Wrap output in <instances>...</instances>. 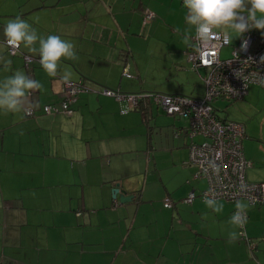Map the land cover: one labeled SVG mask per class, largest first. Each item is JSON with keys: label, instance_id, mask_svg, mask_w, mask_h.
Segmentation results:
<instances>
[{"label": "crops", "instance_id": "1", "mask_svg": "<svg viewBox=\"0 0 264 264\" xmlns=\"http://www.w3.org/2000/svg\"><path fill=\"white\" fill-rule=\"evenodd\" d=\"M147 9L156 16L146 20ZM185 15L183 0H0V57L12 61L7 71L0 64V80L22 70L44 85L31 95L34 114L0 112V264H84L88 257L87 264H264V204L241 199L249 204L246 233L257 244L251 251L240 228L229 223L236 202L218 199L224 204L218 214L199 196L208 183L195 177L189 161L188 120L150 98L123 112V102L100 91L204 96L206 69L188 60ZM17 16L38 35H59L75 45L78 59L62 58L61 71L92 89L79 93L72 114L44 111L45 104H60L64 81L47 75L39 53L23 45L9 51L3 29ZM240 38L233 34L222 57ZM232 102V114H222ZM215 106L220 117L245 124L244 151L253 162L247 178L264 181V86L252 83L244 98L217 99ZM164 150L172 178L158 184L128 172L140 154L157 168ZM191 191L197 196L184 201ZM123 194L133 197L122 202ZM166 197L172 207L165 206ZM78 200L83 216L70 206ZM48 201H67L71 210L55 205L50 215L39 203ZM106 207L112 218L103 225L89 211L96 215ZM232 231L239 235L229 242Z\"/></svg>", "mask_w": 264, "mask_h": 264}, {"label": "built area", "instance_id": "2", "mask_svg": "<svg viewBox=\"0 0 264 264\" xmlns=\"http://www.w3.org/2000/svg\"><path fill=\"white\" fill-rule=\"evenodd\" d=\"M156 16L153 10L145 11V19ZM247 41V47H243ZM225 46L215 39L205 46L193 39L191 47L187 50V57L194 69H206L204 81L206 92L202 97L182 93L163 92H123L119 89L102 87L101 92L113 96L123 102L122 111L140 105L150 98L169 114L178 115L188 120L186 128L190 141L189 161L196 166L195 177L207 180V186L202 189L199 196L215 195V198L229 202L246 199L250 204H264V181H252L247 178L246 170L253 162L244 151L245 124L232 119L219 116L215 101L217 99L236 100L244 98L249 92L252 83L264 86V34L258 35L254 31L246 32L235 45L229 56L222 57L221 49ZM9 47V46H8ZM12 54L18 49L9 47ZM27 63L32 57L26 56ZM125 74L130 73L125 70ZM92 88L82 82H64V97L60 104H45L46 113L64 112L72 114V102L79 93ZM34 114L31 107L27 113ZM215 161L220 167L218 174L214 173L208 164ZM208 168L205 172L204 169ZM197 196L191 191L184 199L191 202ZM165 206L172 207L174 202L166 197ZM236 208L233 210L235 213ZM246 221L248 212L246 211ZM246 224V223H245ZM240 236L245 239L248 248L256 249V241L251 239L245 230L240 228Z\"/></svg>", "mask_w": 264, "mask_h": 264}, {"label": "clouds", "instance_id": "3", "mask_svg": "<svg viewBox=\"0 0 264 264\" xmlns=\"http://www.w3.org/2000/svg\"><path fill=\"white\" fill-rule=\"evenodd\" d=\"M186 9L185 21L188 27L184 30L186 43L195 39L207 46L212 40L221 41L224 45L233 43V34L236 38L242 37L252 29L264 31V0H183ZM179 31V29H177ZM194 33V35H193ZM6 44L12 49H19L22 45L31 53H39V63L50 77L60 78L70 83L72 73L63 68L62 58L65 60L78 59L75 45L61 38L59 35H48L47 38L38 35L37 30L26 20L17 16L10 20L3 29ZM39 44V47L35 45ZM243 47H247V41ZM12 61L0 57V64L7 71ZM264 63V57L261 58ZM44 85L22 70L0 80V112L28 113L33 106L31 95L35 91H42ZM214 173L220 171L215 161L208 164ZM208 168L204 171L207 172ZM204 204L214 211L221 213L224 204L215 198V195L205 196ZM249 204L244 200H237L236 211L230 217L229 223L234 228H243L246 223V210ZM238 233L228 234L229 242L238 238Z\"/></svg>", "mask_w": 264, "mask_h": 264}, {"label": "rangeland", "instance_id": "4", "mask_svg": "<svg viewBox=\"0 0 264 264\" xmlns=\"http://www.w3.org/2000/svg\"><path fill=\"white\" fill-rule=\"evenodd\" d=\"M89 1V0H87ZM223 100V99H220ZM236 102V101H235ZM235 102L230 103L228 106H224L222 108H224L225 112H221L222 114H225L227 111L230 113V115L232 114L233 111V106L235 104ZM154 134L158 133L157 129H155V127L153 126L152 130H151ZM172 136V134L170 135ZM156 139H154L155 141ZM165 141V140H164ZM166 145L164 144V147ZM142 159L135 161L132 165H130L128 168V172H139L140 177H149L150 179H152L154 181V183H161L162 180H168V178H172L173 175V170L169 167L170 166V160H171V156L169 155L168 152H166V150H164V152L161 154V156L158 159V165L157 168L154 165V162L152 161V163H148L146 161V156L147 154H140ZM141 164V165H140ZM141 166L142 169H138V167ZM158 169V170H157ZM39 203H44V206L47 208L46 211H48L47 213H54V209L55 205H57V207L59 209H65V210H71L72 206L75 209V212L78 216H83V213H85L86 209L83 207V203L82 201L78 200L75 202H71L70 206L71 209L67 207V201L66 204L63 201H55L54 203L51 202H39ZM21 203L19 202V205ZM63 206V207H62ZM21 207H23V204H21ZM24 211H26V206L22 208ZM73 211V210H72ZM74 212V211H73ZM24 214H26L25 212H23ZM89 213H91L92 216L97 217L98 215L100 216V218L102 219V224L104 225L105 222L107 220H110L112 218V212L110 211V208L106 207L104 209H97L96 215L94 214L95 212H93V210H90ZM54 215V214H53ZM80 218V217H79ZM89 251H94L92 246H90ZM90 254V252H89ZM92 261V258L88 257L86 260H84V264H87L89 262ZM81 260H77L76 264H80ZM82 264V263H81Z\"/></svg>", "mask_w": 264, "mask_h": 264}, {"label": "water", "instance_id": "5", "mask_svg": "<svg viewBox=\"0 0 264 264\" xmlns=\"http://www.w3.org/2000/svg\"><path fill=\"white\" fill-rule=\"evenodd\" d=\"M120 191V188L118 186L113 188V196L117 197V193ZM133 197V195H127V194H123L120 196V200L122 202L130 200Z\"/></svg>", "mask_w": 264, "mask_h": 264}]
</instances>
